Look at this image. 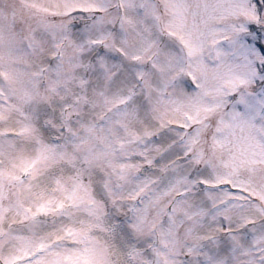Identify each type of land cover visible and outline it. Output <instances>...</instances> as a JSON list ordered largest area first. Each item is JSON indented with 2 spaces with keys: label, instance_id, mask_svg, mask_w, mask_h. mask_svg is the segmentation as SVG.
Here are the masks:
<instances>
[{
  "label": "snow or ice",
  "instance_id": "6c2138e0",
  "mask_svg": "<svg viewBox=\"0 0 264 264\" xmlns=\"http://www.w3.org/2000/svg\"><path fill=\"white\" fill-rule=\"evenodd\" d=\"M0 264H264V0H0Z\"/></svg>",
  "mask_w": 264,
  "mask_h": 264
}]
</instances>
